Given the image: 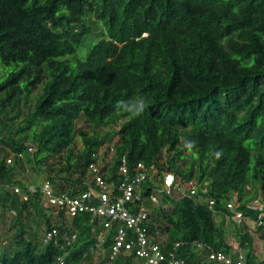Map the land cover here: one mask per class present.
I'll return each mask as SVG.
<instances>
[{
	"label": "trees",
	"instance_id": "1",
	"mask_svg": "<svg viewBox=\"0 0 264 264\" xmlns=\"http://www.w3.org/2000/svg\"><path fill=\"white\" fill-rule=\"evenodd\" d=\"M136 98L140 115L117 110ZM123 159L131 174L155 164L194 180L206 200L153 203L147 182L153 241L213 264L209 252L235 256L229 235L245 264H264V228L248 209L264 203V0H0V207L10 213L0 264L107 262L119 224L69 217L41 188L80 196L96 188L92 163L119 184ZM236 199L241 222L227 208ZM39 222L77 239L45 245ZM109 264L143 262L132 251Z\"/></svg>",
	"mask_w": 264,
	"mask_h": 264
},
{
	"label": "built area",
	"instance_id": "2",
	"mask_svg": "<svg viewBox=\"0 0 264 264\" xmlns=\"http://www.w3.org/2000/svg\"><path fill=\"white\" fill-rule=\"evenodd\" d=\"M110 150L113 151L112 148ZM90 171L96 188L91 187L90 190L80 196L60 194L50 181H45L42 184L41 192L46 203L65 210L69 217H74L79 213H88L92 220H101L105 229H110L115 222L119 224L109 259L100 264H109L118 255L129 254L132 251L136 253V257L143 264H186L185 260L179 257L177 253L180 244H176L171 250H167L163 247V243L152 240L148 230L151 222V211L142 203V197L146 192L144 188L147 182H153L154 186L151 187L148 197L153 203H157L159 196L163 194L171 195L174 193L178 198H189L195 203L203 204L206 200L199 195L200 185L196 184L194 180L182 184L177 183L173 173L162 172L159 174L155 164L139 163L134 174H131L125 159L119 168L121 177L119 184L108 183L97 163L90 165ZM29 191L33 194L36 192V188L30 186ZM15 192L21 194V189L17 187ZM22 199L27 200V195H23ZM208 203L210 209L215 205L214 200H210ZM237 207V199L227 204L232 218L241 222L245 216ZM248 209L258 213L257 218L251 220L252 224L258 228H264L263 201L260 199L253 200L248 204ZM61 239L65 241L67 247H70L76 241L77 235L69 233L61 235L57 229L45 231L43 234L45 245L51 243L57 245ZM98 240L103 242L102 232L98 234ZM230 245L235 254L234 257L212 251L207 255V259L213 264H245V255L239 244L231 240ZM55 264H66L65 256L57 257Z\"/></svg>",
	"mask_w": 264,
	"mask_h": 264
},
{
	"label": "rangeland",
	"instance_id": "3",
	"mask_svg": "<svg viewBox=\"0 0 264 264\" xmlns=\"http://www.w3.org/2000/svg\"><path fill=\"white\" fill-rule=\"evenodd\" d=\"M107 129V128H105ZM105 166V165H104ZM104 168V167H103ZM28 174L26 171L25 175ZM21 178V177H19ZM261 200V198H259ZM44 204H46V201H43ZM10 223V213L3 208V206L0 207V236H2V245H7L9 244V240L6 237L7 236V229L9 227ZM39 227L41 230V233L44 234L45 227L41 222H39ZM228 241H231V236L227 235ZM165 238V237H164ZM162 240V239H161ZM233 241V240H232ZM261 254L264 253V241L260 240L258 243V249H257Z\"/></svg>",
	"mask_w": 264,
	"mask_h": 264
},
{
	"label": "clouds",
	"instance_id": "4",
	"mask_svg": "<svg viewBox=\"0 0 264 264\" xmlns=\"http://www.w3.org/2000/svg\"><path fill=\"white\" fill-rule=\"evenodd\" d=\"M116 107L117 110L123 109V111L131 113L133 116H138L144 111L146 101L143 98H136L130 102L120 101L117 103ZM215 155L216 158L219 159L221 153L217 152Z\"/></svg>",
	"mask_w": 264,
	"mask_h": 264
},
{
	"label": "crops",
	"instance_id": "5",
	"mask_svg": "<svg viewBox=\"0 0 264 264\" xmlns=\"http://www.w3.org/2000/svg\"><path fill=\"white\" fill-rule=\"evenodd\" d=\"M231 239V238H230ZM231 240H233V239H231Z\"/></svg>",
	"mask_w": 264,
	"mask_h": 264
}]
</instances>
